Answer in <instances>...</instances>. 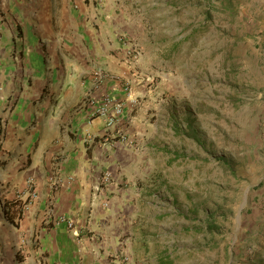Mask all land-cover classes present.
Segmentation results:
<instances>
[{"label": "crops", "instance_id": "1", "mask_svg": "<svg viewBox=\"0 0 264 264\" xmlns=\"http://www.w3.org/2000/svg\"><path fill=\"white\" fill-rule=\"evenodd\" d=\"M110 4L0 0V221L18 248L14 264H153L173 235L148 197L169 168L166 124L136 100L150 93L117 42ZM106 95L122 104L111 132L126 143L113 134L107 144L104 117L90 116ZM27 179L35 199L11 224L4 202L24 204Z\"/></svg>", "mask_w": 264, "mask_h": 264}, {"label": "rangeland", "instance_id": "2", "mask_svg": "<svg viewBox=\"0 0 264 264\" xmlns=\"http://www.w3.org/2000/svg\"><path fill=\"white\" fill-rule=\"evenodd\" d=\"M111 1L150 93L136 100L166 124L148 197L173 235L153 264H264V0ZM9 230L0 264L18 257Z\"/></svg>", "mask_w": 264, "mask_h": 264}, {"label": "built area", "instance_id": "3", "mask_svg": "<svg viewBox=\"0 0 264 264\" xmlns=\"http://www.w3.org/2000/svg\"><path fill=\"white\" fill-rule=\"evenodd\" d=\"M99 75H101V73H99ZM121 113H122L121 102H118L109 95L104 96L100 104L94 107L90 113L91 117H96V116L104 117L105 119L104 140L106 141L107 144L110 142V139L113 138L111 137L114 136L113 134H116V136L121 142L123 143L127 142L126 135H124L123 132L117 130L114 133L111 132V129H113L114 125L116 124V120L121 115ZM109 179H110L109 174L104 172L99 179L100 185L106 184L109 181ZM26 192H27V200L22 205V210H25L27 206H29L32 203V201L35 199L36 196L34 191V182L32 179L26 180ZM0 207L3 208V202L0 203ZM59 222L65 224L67 229L76 233V230H74L72 222L66 220L63 217L59 219Z\"/></svg>", "mask_w": 264, "mask_h": 264}, {"label": "trees", "instance_id": "4", "mask_svg": "<svg viewBox=\"0 0 264 264\" xmlns=\"http://www.w3.org/2000/svg\"><path fill=\"white\" fill-rule=\"evenodd\" d=\"M222 5V4H221ZM226 6H229V4L227 3ZM210 11L215 12L214 9H211ZM189 137L191 136V138L195 139V134L191 131H189ZM23 205V203L21 201H18L17 199L11 200V201H6L4 202V208H5V215L7 217V220L11 223V224H15L14 223V219L15 218H19L21 215V206ZM11 208H14L15 210H10ZM17 260H20L19 257L16 258Z\"/></svg>", "mask_w": 264, "mask_h": 264}]
</instances>
